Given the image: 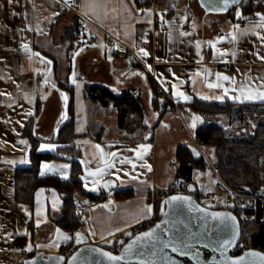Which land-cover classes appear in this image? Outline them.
I'll return each mask as SVG.
<instances>
[{"label":"crops","instance_id":"0c3cea01","mask_svg":"<svg viewBox=\"0 0 264 264\" xmlns=\"http://www.w3.org/2000/svg\"><path fill=\"white\" fill-rule=\"evenodd\" d=\"M136 1L139 6L136 5ZM34 3L37 6H34ZM58 11L59 15H53ZM13 12L20 15L13 17ZM153 12L155 15L150 14ZM257 13L264 15V9ZM161 14L172 23L161 24L159 22ZM255 22L252 19L243 21L235 19L233 13L231 15L207 13L196 0H154L151 5L139 0H70L68 4H58L54 0H20L19 3L13 0L9 4L7 0H0V58L3 60L0 63V74L3 77L0 81V91L13 94L10 97H0V116L7 115V120L0 119V172L15 174L18 169L30 167L32 143L22 135L29 118H35L34 133L41 139L39 143L41 144L54 143L59 128L73 117L75 143L80 150L77 162L82 168L81 175L85 169V164L80 163L81 160L90 162L87 163V167L93 171L103 167L100 153L95 148L96 144L101 146L105 154L118 153L115 168L108 169L107 173L99 178L100 185L105 179H113L116 182L115 188L93 195L88 189L93 187L97 189L100 185L94 186L90 182L92 178L89 177L88 189L83 187V191L76 192L74 206L78 205L83 211L82 225L78 231L84 233L90 243L118 245L126 232L155 217L153 202L155 193L158 189L167 187L165 181L167 174L174 180L175 171L169 170L167 166L172 163L176 147L180 144L188 146L199 144L194 138V132L199 126L215 122L225 127L230 126L227 129L231 132L230 129L236 121L239 123L235 131L236 137L254 127V122L247 119L254 114L255 108L257 110L264 108V103L239 102L228 97L218 100L216 96L223 95L222 90L209 88L207 84L217 83L216 72L235 77L237 85L245 83L249 74L252 77H257L258 74L264 76V61L251 54L255 50L264 56V51L257 47L254 37H242L239 41L232 42L227 35L233 31L236 24L248 28ZM22 27L31 28L32 31H24L18 35ZM179 31L190 32L191 35L180 37ZM142 33H150L148 35L150 43H138L142 39ZM169 33L171 41L167 39ZM220 36L225 37L223 42L217 44L215 50L211 49L209 42H215ZM110 37L116 39L115 46L108 44ZM21 43H27L30 51L26 53L20 47ZM197 43L200 45L199 48H196ZM141 46L150 52V57L143 58L139 55ZM124 48L128 50V56L121 58L117 51ZM80 49L83 51L73 60V54ZM217 51L229 54L236 52L237 55L218 58ZM197 52L200 53L199 56ZM157 57L161 58L159 62ZM47 61L52 63L48 64ZM148 65L155 71L148 72ZM171 73H175L180 79L177 80ZM73 74L76 78L75 85L71 83ZM144 74L148 77L151 98L154 97L151 81L158 87L162 101L160 103L165 102L161 107L165 108L164 112L169 110L179 115V118L184 116L191 119L193 115L200 116L201 120L195 129L190 127L192 121L186 125L181 120L182 134L176 139L164 138L157 125L147 123V131L128 134L117 126V111L114 107L100 108L96 103L84 100L85 83L106 85L114 92L121 93L128 88H134L131 85L132 75L139 77V81L145 85ZM157 74H162L166 78L165 83L162 84L157 79ZM7 77H11L14 83H10ZM46 78L48 83H45ZM53 83L56 84V88L52 87ZM174 83L178 84L180 91L191 97L189 101L173 97L171 85ZM220 83L230 89V96L239 95V91L231 92L232 86L228 82ZM259 83L260 81L256 80L252 88L261 90L257 89ZM165 88L167 90H164ZM61 92L68 96L67 102L61 97ZM26 95L30 99H26ZM70 96L72 117L68 110ZM52 97L57 100L50 101ZM194 100L208 104H235L236 111L230 116L231 119L229 116L218 114L195 113L189 106ZM10 102H15L17 105L15 109L3 106ZM38 104L39 110L36 112ZM179 105L182 106V110L178 108ZM29 111L33 113L32 116L22 115ZM17 120L22 121L23 126L15 123ZM223 121L226 125L222 123ZM245 121L250 124V128L244 126ZM77 129L83 131L78 132ZM21 139L26 140L27 144H20ZM39 144L36 148L38 153L52 155L40 165L67 163L70 176L75 160L62 153L59 148V155L39 151ZM141 144L147 146V151L143 153L141 159H136V151L140 150ZM200 146L202 145L199 144L197 148L201 153ZM205 146L208 156L205 157L202 153L201 155L211 167V162L215 159L214 148ZM159 149L161 154L158 153ZM25 154L28 156V164L7 163L10 160L19 161ZM123 158L132 160L137 167L133 170L131 165L119 164V159ZM165 163L168 165L165 166ZM209 171L220 179L211 169ZM124 172H129V175L125 176ZM117 175L120 177L118 181L115 179ZM40 189L45 191L40 205L37 206L35 193ZM50 190L55 191L60 197L58 210L52 209ZM126 190H130L131 196L122 195ZM62 196L53 187H39L34 192L32 204L21 203L15 198V178L0 180V229L4 230L0 231V264H22L23 260L36 253L63 255L71 253L74 237L56 223L64 205ZM217 204L225 205V199ZM147 205L152 206L153 213L144 219L143 210ZM24 209L29 211L26 213ZM57 229L64 235H70L72 239L68 242L57 241ZM118 229L121 231H117ZM8 232H26L28 235H14V238L5 239ZM109 233L113 235L110 236ZM101 236L105 240H101ZM69 242L70 250L61 253V247ZM29 244L32 246L31 251L26 247Z\"/></svg>","mask_w":264,"mask_h":264},{"label":"trees","instance_id":"16d2710c","mask_svg":"<svg viewBox=\"0 0 264 264\" xmlns=\"http://www.w3.org/2000/svg\"><path fill=\"white\" fill-rule=\"evenodd\" d=\"M137 2L136 5L139 6ZM262 9L264 7L258 6V0H253L250 6L243 9L244 19H250L254 12L257 13ZM232 13L233 11H230L227 15ZM72 30L74 31L75 27ZM151 87L154 96L152 105L159 111L160 116L165 111V108L161 109L165 102L160 103L159 89L152 81ZM83 96L85 101H92L100 108L114 107L117 111V126L126 133L137 134L147 131L146 108L140 92L130 89L116 93L106 85L88 82L84 84ZM189 106L195 113L210 115L231 116L236 110L235 104H208L198 100L190 102ZM178 108L182 110L181 105ZM38 110L39 104L36 107V112ZM68 110L72 117V96L68 101ZM72 119L73 117L59 128L54 139V143L60 146L59 149L63 151L62 153L75 160L69 180L65 181L56 176L42 177L39 175L40 163L48 160L52 155L36 151L41 139L34 133V117L28 119L22 132V135L32 143L30 167L18 169L15 172V198L18 202L32 204L34 192L39 187H53L64 196L62 212L56 223L71 236L82 225L81 219L74 214L73 207L76 203V192L83 191L82 181L79 179L82 168L77 162L80 158V150L75 143L76 135L74 134ZM194 138L200 145H209L214 148L215 159L211 162V167L214 168L225 185L244 195H252L256 191H260L264 197V122L255 124L252 130L237 137L231 135L225 126L209 122L195 130ZM171 165L175 169L173 182L167 188L158 189L155 193L156 197L153 202L156 219L159 216L160 203L163 197L174 193H188L189 186L195 190L193 197L201 203L202 195L195 189L193 172L211 169L203 156L195 159L189 146L183 144L176 147ZM122 195L129 197L131 192L126 190ZM206 207L232 211L240 222L241 239L239 243L251 244L254 248L264 251V209L261 208L262 203L260 201L235 196L230 205L217 204ZM100 246L110 251H118L119 249L116 244ZM238 247L239 245L232 254H238ZM61 250V253L70 250V242L62 246Z\"/></svg>","mask_w":264,"mask_h":264},{"label":"snow or ice","instance_id":"6c2138e0","mask_svg":"<svg viewBox=\"0 0 264 264\" xmlns=\"http://www.w3.org/2000/svg\"><path fill=\"white\" fill-rule=\"evenodd\" d=\"M13 0H7V3L11 4ZM54 2L62 3V4H68L70 0H54ZM219 3V7L215 9L217 12H223L227 13L229 11H233V18L239 19L241 21L244 20L243 15V9L246 6H250L253 2V0H217ZM17 3H19V0H17ZM34 6L35 5L34 3ZM258 6L264 7V0H258ZM60 12H55L53 15H59ZM151 15H155V13H150ZM17 15H20L16 12L12 13L13 17H16ZM250 19L256 21L248 28H242L241 24H236L234 26V29L232 32L228 33V37H230L232 42L239 41L240 38L252 36L257 41V47L261 49V51H264V15H261L259 13H253ZM159 22L161 24H171L172 21H168L166 17L161 14L159 17ZM149 23H152V21H149ZM24 31H32L31 28L22 27L20 28L18 35L22 34ZM150 33H142V39L138 41L140 44L150 43L148 40V35ZM178 35L180 37H188L191 35L190 32H184L179 31ZM168 41L172 40L171 33H169V37L167 38ZM225 39L224 36H220L215 42H209L211 49H216L217 44H221L223 40ZM182 42V41H181ZM21 48L24 49V51L27 53L30 51L29 46L27 43H21ZM199 43L196 44V48H199ZM83 51V49H80L79 51L75 52L73 54V60H75V57L80 55V53ZM243 51V50H241ZM198 56L200 55L199 52L196 53ZM253 56H255L257 59L264 61V56L260 54V52H257L253 50L251 52ZM34 55L39 56L40 53H34ZM139 55L143 58L150 57V52L147 51L144 47L139 48ZM217 57H223L226 55L236 56V52L227 53V52H216ZM43 59V58H42ZM111 59V57H109ZM161 58L157 57V61L159 62ZM177 59H181L180 57H177ZM3 60L0 58V63H2ZM167 62V61H165ZM228 62V61H224ZM48 64H51V61H47ZM148 72L155 71L152 69L151 65L147 66ZM170 71V70H169ZM207 71V70H205ZM250 72V70H249ZM199 74V73H197ZM211 74V73H210ZM173 77H175L177 80H179V77H176L175 73H171ZM215 78L217 83H208L207 87L209 88H216L221 89L223 92V95H217L216 99L221 100L225 97H228L230 99H233L234 101L239 102H262L264 103V76L252 77L250 74L248 75L247 81L245 83L237 85L236 78L235 77H229L227 75H221L219 72L215 73ZM3 77L2 74H0V81H2ZM10 83H14L11 80V77H7ZM157 79L160 80V82L163 84L165 83V77L162 74H157ZM256 80H259L260 83L257 85L256 90L252 88V85L255 83ZM221 81L228 82L231 87V92L235 93L239 91V95H229L230 89L228 87H225L223 83H220ZM45 83H48L47 78L45 79ZM71 83L76 84V78L75 74H73V77L71 78ZM17 87H20V85H16ZM53 88H56V84H52ZM79 87V85H77ZM172 95L173 97L180 99L182 98L183 101L187 102L191 99V97L185 92L179 90L178 84H172ZM248 89V91H245ZM164 90H167L166 88ZM12 93H7L0 91V97L4 96H12ZM61 97L64 99L65 102L68 100V96L64 94L63 92L60 93ZM26 99H30L27 95L25 96ZM203 99H208V97H202ZM6 108L9 109H15L17 106L15 102H10L6 105H3ZM32 112L29 111L27 113H22V115L25 116H32ZM0 119L7 120V115L0 116ZM61 119H66V117H61ZM201 118L198 115H193L191 117V127L196 128L197 123L200 122ZM15 123L21 124L23 126L22 121L17 120ZM147 123V121H145ZM13 131H15L13 129ZM78 132L83 131V129H77ZM147 139V137H145ZM20 144L26 145L27 141L24 139H21L19 141ZM60 146L54 143H41L39 144L38 150L39 151H49L56 153L59 155L58 148ZM95 148L97 152L100 153V159L101 163L103 164V167L96 168L95 171H93L91 168L87 167V163L81 160L80 163L85 164L84 174L79 177V179L83 182V187L88 189L89 184V177L92 178L90 181L94 186L100 185V177L104 176L107 173L108 169L115 168V159L118 157L117 152H110L105 154L103 149L99 144L95 145ZM139 151H136V159H141L144 152L147 151L146 145H139ZM111 158V162H110ZM9 164H28V156L25 154L24 158L19 161L10 160L7 161ZM121 165H131L132 169L134 170L137 165L132 162V160H129L128 158L119 159L118 161ZM69 165L67 163H63L60 165L57 164H51V163H42L40 165V175L48 176L53 175L58 177L59 179H63L65 181L69 180ZM117 171H120V169H117ZM125 176L129 175V172H124ZM135 178V177H133ZM115 179L118 181L120 179L119 175L115 177ZM112 181H105L104 187H111ZM91 191H95V187L92 189H88ZM44 189H40L35 193L36 197V204L37 206L40 205L41 197L44 194ZM51 191V190H50ZM45 199H47L45 197ZM60 197L56 194L55 191H51V205L53 210H58ZM182 201L187 208L189 212H200L203 213V215L196 217L195 219L199 221L197 224L196 231L193 230L191 227V221L184 222L183 220H174L169 221L165 220L163 224L168 225V228L162 227V224H156L154 228H152L149 231H145L139 235H136L134 239L131 240L130 243L125 244L124 241H119V243L122 246V252L120 255H113L111 251H103L99 247H92L89 248L88 251L92 253H96L97 255L103 257L108 264H119V262L123 261L124 264H177V260L173 258L172 255H169V252L172 254H175L177 257H184L188 258L191 261H194L195 264H255V261L258 260L259 264H264V257L260 256L257 252H247L244 255L240 256L239 259L232 260L229 256L226 255L228 250L232 248L233 246H236L237 244V233L234 229V227L230 226L231 224L234 225V222L236 220V217L232 216L228 213L223 212H207L205 209L200 208L198 205H194L191 202L190 196H172L169 199L165 200L163 203L164 205H172L176 202ZM7 211H11V209H7ZM24 211L27 213L29 210L24 209ZM163 211V208L161 209ZM144 215L142 218L147 219L150 217L153 213V208L150 205H147L146 208L143 210ZM39 214V212L37 213ZM164 215H167V213H164ZM213 221L216 223L213 224ZM139 222V221H138ZM177 225L182 226L181 228H178ZM175 229L176 234H170L172 230ZM0 231H4L0 229ZM117 231H121L118 229ZM25 235L28 234L26 232L20 233V232H8L6 234L5 239L8 238H14V235ZM57 234V241L63 240L65 242H68L72 239L70 235H64L60 232L59 229L56 230ZM94 235V233H92ZM109 235H113L112 233H109ZM126 235H132L131 233H126ZM101 240H105L103 236H101ZM83 242V236L81 233L77 232L75 233V243L77 245L81 244ZM106 243H111V241H105ZM59 246V244H57ZM28 251L32 250V246L29 244L26 246ZM36 247H39V245H36ZM207 249L210 250L211 253L216 254L218 253L219 258H217L216 255H213L210 259L204 260L202 259V252L199 249ZM249 258H253L252 260H249ZM58 261H65L64 257H57ZM84 264V261L80 260V254L77 253L75 255H72L70 259H67L65 264ZM30 264H35L34 261H31ZM99 264V262H97Z\"/></svg>","mask_w":264,"mask_h":264},{"label":"water","instance_id":"95a60500","mask_svg":"<svg viewBox=\"0 0 264 264\" xmlns=\"http://www.w3.org/2000/svg\"><path fill=\"white\" fill-rule=\"evenodd\" d=\"M197 3L199 4V6L206 11L207 13H212V14H217V15H225L228 14L227 13H223V12H217L215 11V9L217 7H219V3L217 2V0H196ZM190 151L192 152L193 156L195 159H199L202 155L199 151V149L195 146H190ZM112 181V186L111 187H104V183L105 181ZM116 186V182L111 179H105L99 188H97L95 191H92L91 193L93 195H99L101 193V191H110L113 188H115ZM195 190L192 188V186H189L188 188V193H174V194H170L167 195L165 197H163V199L161 200L160 203V210H159V216L158 219L156 220V222L149 227L148 229L132 234L130 231L126 232V233H131L132 235H126V233L124 234V238L121 241H124L125 244L130 243L132 239L135 238L136 235H139L145 231H149L152 228L155 227L156 224H162V227L164 228H168V225L163 224V222L165 220H169V221H174V220H183L184 222H189L191 221V227L193 228L194 231L198 230L197 229V224L199 223V221H197L195 218L198 216L203 215V213L200 212H189L187 210V208L185 207L184 203L182 201L176 202L175 204L172 205H164V201L169 199L172 196H190L191 197V202L194 205H198L200 208L205 209V211L207 212H223V213H228L231 214L232 216L236 217V220L234 222V225L231 224L230 222V226L234 227L236 233H237V244L236 246H233L232 248H230L228 250V252L226 253L227 256L230 257V259L235 260V259H239L240 256L244 255L247 252H257L260 254V256L264 257V252L258 249H249L246 251H243L239 254H232V252H234L240 242L241 239V228H240V222L238 217L230 210L227 209H212L209 207H206L204 205H202L200 202H198L194 197ZM63 197V196H62ZM163 208V211H161V209ZM164 213H167V215H164ZM216 222L213 221V224H215ZM178 228H181L182 231V226L177 225ZM81 233V235L83 236V242L79 245H77L75 243V233ZM73 234L74 240H73V244H72V248L73 250L71 251V253L69 254L68 257H65L63 254H44V253H36L34 254L32 257L26 258L25 260H23L22 264H30L31 261H34L35 264H65L67 259H70L72 255H75L77 253L80 254V260L84 261V264H97V262H99V264H108V262L101 256L97 255L96 253H92L89 252L88 249L92 248V247H99L100 249H102L103 251H110L98 244H93L89 242L88 237L80 232V231H76ZM170 234L175 235V229L172 230V232ZM119 249L118 251H111L113 255H120L122 252V246L120 243H118ZM202 252V259L204 260H208L210 259L213 255H216L217 258H219L218 253L213 254L211 253L210 250L207 249H199ZM169 255H172L174 259L177 260V264H195L194 261H191L188 258H184V257H177L175 254H172L169 252ZM57 257H64L65 261H58L56 258ZM253 258H249V260H252ZM79 264V262H78ZM119 264H124L123 261L119 262ZM255 264H259V261L256 260Z\"/></svg>","mask_w":264,"mask_h":264},{"label":"rangeland","instance_id":"374dc122","mask_svg":"<svg viewBox=\"0 0 264 264\" xmlns=\"http://www.w3.org/2000/svg\"><path fill=\"white\" fill-rule=\"evenodd\" d=\"M132 76L133 77L131 78V85H133L134 88H128V90L134 89L135 91L140 92L142 101L146 108L147 124L157 125V128H159L160 133L166 139L171 140V139H176L177 136H181L179 135V134H182L180 133V130H181L180 128H182L181 120L184 121L186 125H188L191 119L188 117H184V116H180L179 118V115L169 110L164 112L162 116H159V111L156 110L152 105L153 99L151 98L152 96H151L150 89H149L150 85L147 80L148 78L147 75L144 74V78L146 82L145 85L141 81H139V77H135L134 75ZM116 90L118 91V88H116ZM54 100H57V98L55 97L50 98V101H54ZM263 109L264 108H260L257 110V108H255L254 114H251L250 118H248L247 121L249 119L252 120L254 122V125L260 122H264ZM247 121H245L244 126H246L247 128H250V124H247L248 123ZM224 122L225 121H223L222 123L226 125V123ZM237 126H239V123L235 121V124L233 125V127L231 125L232 127V129H230L231 132H229V129H227V128H230V126L226 127V129L229 133H231V135L236 137L235 131H236ZM195 145H196L195 147H199V144H195ZM206 149H207V146L205 145L200 146L201 153L205 157L208 156ZM158 153L161 154V149H159ZM158 164L160 165V160ZM166 164L167 163H165V166ZM167 168L169 170L172 169L173 172L175 171L174 167L171 165L170 166L168 165ZM210 168L215 174H217L213 167H210ZM193 178L195 180V189H197L199 193L202 195L201 203L203 205L205 206L217 205V204L212 203V198H211L212 195L215 196V198L217 199V202H221L222 200H224V192H225L224 185H223L224 182L221 179H219L217 176L213 175L209 170H206V171L195 170L193 172ZM171 180H173V177L170 174H167V178L165 179L167 183V187L171 184ZM263 193H264V189H263ZM225 205H230V203L225 200Z\"/></svg>","mask_w":264,"mask_h":264},{"label":"built area","instance_id":"2783aa9c","mask_svg":"<svg viewBox=\"0 0 264 264\" xmlns=\"http://www.w3.org/2000/svg\"><path fill=\"white\" fill-rule=\"evenodd\" d=\"M14 1H17V0H14ZM139 1L143 2V3H146V4H149V5L154 3V0H139ZM0 28H1V26H0ZM79 29L80 28H77V30H79ZM116 43H117V41H116L115 38H113V37L108 38V44L110 46H115ZM117 53H118V55L121 58H125V57L128 56V50L126 48H124V49H122L120 51H117ZM14 178H15V174L12 173V172H3V171L0 172V180H4V181L5 180H13ZM224 189H225L224 199L227 202H229L230 204L232 203V201H233L235 196H242V197H246V198H249V199H252V200L260 201L262 203V207L261 208L264 209V197L262 196L260 191H256L252 195H244V194L237 193L236 191H234L233 189H231L230 187H228L225 184H224ZM211 198H212V203L217 204V199L215 198V196L212 195ZM73 210H74V214L76 215V217L81 219L82 216H83L82 209L78 205H75L73 207ZM156 220L157 219L155 217L150 218L148 220H145L142 223L136 225L134 228H132L130 230V232L132 234H135V233L144 231V230L148 229L149 227H151L156 222ZM238 245H239V247L237 249L238 250V254L243 252V251L249 250V249H256L253 246H251V244H247V243H239ZM69 254H65L64 256L68 257Z\"/></svg>","mask_w":264,"mask_h":264}]
</instances>
